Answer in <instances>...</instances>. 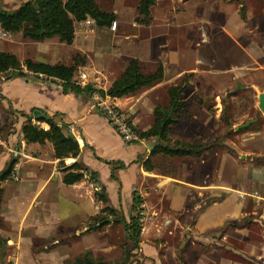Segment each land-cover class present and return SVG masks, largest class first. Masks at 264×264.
<instances>
[{"label": "rangeland", "instance_id": "1", "mask_svg": "<svg viewBox=\"0 0 264 264\" xmlns=\"http://www.w3.org/2000/svg\"><path fill=\"white\" fill-rule=\"evenodd\" d=\"M29 1L32 0H0V7L12 12ZM204 1L206 2V7L202 13L203 7L200 4ZM196 2H199V0ZM102 3L111 9L108 0H102ZM116 3L120 12H122V22L132 25L133 19L136 21L138 18V11L135 12L136 9L132 10L126 7L125 3L134 7L139 6V3H136L135 0H125V2L121 0L120 3L118 1ZM241 6H244L245 9L241 10ZM194 7H197V9L194 12L193 18L196 19L200 16L199 20H195L197 25L194 29L190 27V25L194 24H189L185 29H182V26L188 23L178 26L179 28L181 27L180 29L171 24V28H167L163 32L168 34L166 36L167 39H165L167 44H177V49L180 46L186 49H193L189 60L193 57L195 61L200 59L201 62L196 67L197 73L185 75L173 86L185 87L182 98L186 104V108L179 111V123L171 129L170 137L172 146L175 142L186 144V142L192 141L190 145L200 146L201 150L207 148V159L203 163L200 159H175L160 155L156 156L151 161V164L156 168L157 173L161 175L169 173V175H175L184 181L212 182L216 184L229 183L234 189L240 188L242 191H245L247 196L251 197V195H255L252 198L256 200L248 199L250 197L246 200L239 199L238 195L240 193H236L235 191H216L214 192V197L195 195L194 201L190 200L188 204L190 212L182 215L187 204L180 197L178 193L180 190H175L169 199H164L165 209H169L170 199H172L171 209L174 215H169V219L167 220H161V216H155L151 224L147 222V217L141 213L142 218L139 224L143 227V232L147 229L145 236L148 235L151 227H153L152 229L157 234L165 228V231H161L163 234L159 235L161 236L159 238L164 239L162 241L168 245L169 251L173 250L172 248H175L177 245L180 264H187L185 263L184 253L190 247V242L195 241L192 236V230L197 222L194 219L195 215L192 213V207L200 210L199 208H204L207 204H211L214 201L216 203L219 202L220 205L222 204L221 207L223 209L216 207V211L219 213H214V215L210 216L212 218H208V223L216 225L217 228L221 229V232L229 231L228 240L225 241L226 250L221 254L226 256L231 262L256 263V260H258L257 255L261 254L264 242V219L262 220L263 225L259 223L260 217H264V115L259 109V96L260 94H264V35L259 36L258 31H252L255 29L254 23L257 17L260 19V16H264V0H201ZM180 8L177 9V12L181 11ZM116 10V7H113L112 10L104 11L112 13ZM117 11L119 12V10ZM236 12L239 19L233 16V13L236 14ZM162 14V6L158 5L155 7L153 17L157 21L165 18L167 20V17L163 18L161 16ZM241 19L245 21L244 26ZM261 20H263L262 17ZM226 25L227 27H225ZM226 29H229L232 33L230 37H228ZM153 32L157 33L155 29ZM103 33L107 35V38H105ZM83 36H81L83 40L89 42L94 35H91V37ZM99 37L109 41L110 33L104 31ZM118 41L119 38L111 41V50L117 48ZM96 42L98 46H103V44H100L99 38H97ZM44 43L24 39L21 33L16 35L7 34L0 29V53L16 56L23 65L28 60L52 66L59 63L55 59L48 61L47 55L60 56L65 61L69 59L70 54L65 50L58 49V47L51 46L54 49H51V54L47 53V47L43 46ZM107 43L109 44V42ZM119 43L118 45L120 46ZM166 57L168 56L165 55ZM97 68H100V66H97ZM158 68L157 64H149L145 70L147 74H154L153 72H156ZM82 72V70H78L76 74L80 77V80L81 77L83 80L84 74H81ZM10 76L11 73L1 75L0 83L7 81ZM83 84H87L85 80H83ZM170 89L163 91L161 95L160 92L157 93L156 97L159 100L157 105L162 110L169 108ZM6 90L9 96L16 97L17 99V95L13 96L11 94V92H15L14 88H6ZM1 98L3 97L0 94ZM1 100L0 125L5 126L6 118L11 120L12 117L7 113L9 109L8 104L4 99ZM147 102H150V99ZM149 104L152 105L151 103ZM17 105L21 107V104L18 103ZM142 109L148 110V107L144 104ZM34 115H32V118ZM17 116H15L16 119ZM18 119L20 121L21 117L18 116ZM254 120H256L255 123L248 130L236 132V127ZM33 122H35V119ZM17 126H15V134L18 133ZM148 126H154L153 119L142 121L141 126L135 128V130L137 129L136 131L141 133L143 132L142 127ZM65 132L70 133L69 130H65ZM0 137L4 141L3 136ZM3 149L5 148H0L1 155H4L6 152V149ZM121 151L120 147L117 148V155H120ZM47 154L48 150H45L44 155ZM3 157H5L6 163L4 169L1 170L2 172L8 169L12 161L18 162V157L13 153L10 156L5 154ZM86 159L87 161H91L87 157ZM69 161L73 163L72 160ZM179 164L181 167H179ZM16 177L17 175H12L9 181L0 182V229L2 231L15 230L14 228H16L20 218L21 220L18 225L25 229V237L27 235H34L35 231L39 232L38 229L43 227L40 224L43 220L48 221L51 218L50 221L56 225L59 223L64 225V221H68V228L66 226L59 228L61 233L57 236V239L60 240L59 249L54 250L52 247L49 250H44L45 244H43L42 246L40 245L41 249L35 248L32 251L30 256L32 257L34 254L37 257L36 264H75L76 260L83 258L86 253H89L95 260H103L107 264H151L143 256L140 249L134 251L129 256L128 252L132 251L134 243L130 240L125 227L116 223L114 224L113 219L108 220L111 223L110 225H100L98 229H95L97 220L95 218H86L83 220L84 226L90 230L89 233L92 231H95V233L93 235L92 233L89 234L88 237H86L87 235H76L75 231L81 226L83 219L76 216H82L84 211L90 213L96 211L95 206L89 202L85 203L84 211L76 213V210L64 206L63 193L60 195L56 193V197L60 199L58 202L60 211L56 210L58 206H51L50 202L46 200L47 197H43L41 203H44V206L50 207L49 210L53 215L43 218L42 221L35 216L33 217L34 219L29 221L30 218L24 216L27 213L26 211H28L25 205L29 203L35 191H28L26 183L22 191L24 192L22 194L24 202L22 204L19 202V206L16 203L17 208L12 206V202L16 200L14 198L15 191L19 187V184L22 183L16 182ZM259 177L260 180L256 182V179ZM254 179L256 184H252ZM147 182L145 181V184ZM105 184H108L107 186L111 189L112 185L110 182H105ZM124 187L125 190L129 187L126 182H124ZM147 187L152 186L149 185ZM57 189L58 185L54 182L46 192V195ZM114 190V188L111 189V197H115ZM133 193L130 192L132 195ZM159 201L160 198H158L156 193L149 199V202H153L161 209L162 205ZM125 205L126 213L119 210L117 218L123 215L130 221V216H136L137 212L131 213L130 203L127 202ZM102 210H97L96 213L99 214L101 219L108 218V214L103 213ZM4 212L7 213L6 219L3 217ZM23 212L25 213L22 214ZM202 221L205 223L208 220L202 219ZM155 238L158 239L156 234L151 235V237L149 236L148 243L152 246H157L161 241H155ZM141 242H143V236L141 237ZM217 243L223 245V243ZM35 245L39 246L37 242H35ZM253 245L259 248L251 249ZM48 247H50L49 244ZM206 249L203 247L200 249L198 246L194 249L196 251L193 252L192 258L196 259L195 255L199 257L201 255L200 252H203L204 256L207 255L208 251ZM247 249L248 251H246ZM17 253L16 250L8 249V247H0V264H13V260L18 257ZM40 253H44V255L39 257ZM189 258H191V253L189 254Z\"/></svg>", "mask_w": 264, "mask_h": 264}, {"label": "crops", "instance_id": "2", "mask_svg": "<svg viewBox=\"0 0 264 264\" xmlns=\"http://www.w3.org/2000/svg\"><path fill=\"white\" fill-rule=\"evenodd\" d=\"M108 1L110 2L111 9L104 6L102 0H98V6L106 13L108 12L104 10H112L113 7H116V9L119 10V12L116 10L109 13L116 16V30H112V26L98 28L94 21L88 20L75 25L76 35L72 45L61 43L59 38L46 40L44 45H41L47 47L46 52L50 54L51 49H54V47H58V49L63 51L65 50L70 54L69 59H66L67 61L61 59L60 56L47 55V58H49L48 61L55 59L59 62L56 65L61 64L66 65L67 67H74L76 58L80 57L85 59L86 65L78 67L77 72L78 70L83 71L81 74H84L83 80L86 81V85L94 86L96 89L103 91H108L134 60H138L142 64L146 75H150V73L147 74L145 70L149 64H157L158 67L163 66L164 80L160 84L150 89L143 90L128 98L114 99V103L117 107L130 117L135 128L141 126L142 121L145 120L153 119L155 124V110L156 108H159L157 105V102L159 101L158 97H156L157 93L160 92L161 95L163 91L173 88V86H175V84L185 75H193V73H197L196 67L201 63L200 59L195 61L193 57L189 60L193 53V49H186L181 46L177 49V44H167L165 39H167L166 36L168 34L163 32L167 28L170 29L171 24L177 26L178 29L181 28L178 26H181L184 23L188 24L182 26V29L188 27L189 24H194L192 26L190 25V27L194 29L197 25L195 20L198 18L200 19V16L196 19L193 18L194 12L197 9V7L194 6L199 4L201 0H199V2H196L197 0H156L155 6L151 9L152 17L155 7L161 5L163 8V14L161 16L163 18L167 17V20L165 18L157 21L156 18L153 17L152 19L154 21L148 26L138 25L134 19L132 25L122 22V12H120V9L117 7L118 4L116 3V1L120 3L121 0ZM123 1L125 2V0ZM135 1L136 3H139V0ZM125 5L132 10L136 9L135 12L138 10V6H130L127 3H125ZM200 5L203 7V13L205 11L206 2L204 1ZM179 8L181 11L177 12V9ZM240 9L244 10L245 7L241 6ZM233 16L239 19L237 12L236 14L233 13ZM261 17L263 20H261ZM241 20L243 23L242 25L244 26L245 21L244 19ZM253 20L255 21L254 18ZM88 22H91L90 25L87 24ZM254 26L255 29L252 32H255L256 30L259 32V36L264 35V16H260V19L257 17ZM225 27H227V25ZM154 29L157 33L153 32ZM104 31L110 33L109 41L99 37ZM226 31L228 37H230L232 33L229 29H226ZM83 35L90 37L91 35L94 36L91 38V41L88 42L83 40L81 37ZM103 35L107 38L105 33H103ZM97 38H99V42L100 44H103V46H98L96 44ZM117 38H119L118 43L120 42V46L117 43V48L111 50L110 43L113 39ZM107 42H109V44ZM51 46L54 47L51 48ZM173 47H175V49H173ZM99 48L101 49L99 50ZM165 55L168 57L165 58ZM97 66H100V68H97ZM76 74L74 81L82 83V77L80 80V77ZM6 88H14L15 92H11V94H13V96L17 95V99L16 97L9 96ZM0 94L8 104V108H12L15 112H18V116L21 117L20 114H24L32 117L35 113L38 114V116H33V121L35 119V122L33 123L41 128L43 127L42 129L47 131L50 129L46 123L39 122L40 118L43 119L47 116L54 120L60 127L64 128L65 126V130H69L70 133L72 132L75 136L74 139H76L80 145V156L78 159H69L72 160L73 163L69 164V160H67L66 163L69 166L75 163H80L87 171L84 179L80 183L71 186L64 184L65 174L60 167V161L55 158L54 146L49 142L45 145L27 144L23 134V127L27 120L21 117L20 121L18 120L17 123L18 133L15 134L14 132L12 136L8 139H4V141L0 137V148L3 147L6 149H3L6 151H4V155L7 154V156H10L13 153L18 157V162L16 161L17 164L14 169L15 174L13 172V175H17L15 178L16 182L22 183H20L19 187L16 189L14 197L16 200H14L11 205L17 208L16 203L19 206V202L20 204L24 202V198L22 197L24 192L22 191L26 183L28 185V191H35L29 203L25 205L28 211H26L27 213L24 216L30 218L29 221L34 219L33 217L35 216L42 221L43 218H48L53 215L49 210L50 207L47 205L44 206V203H41L43 197H47L46 200L50 202L51 206H58L56 210H61L58 204L60 199L56 197V193L59 195L63 193L64 206L76 210V213L85 210L84 205L86 202L94 205L96 211L103 209V212L106 209V206L95 198V193L100 189V186L106 190L110 201L109 207L116 211L121 210L126 213L125 203L128 202L131 204V213H134V198L135 196L141 197L144 201L143 209H145L143 214L147 217V222L151 224L155 216H161V220H167L169 219V215H174L171 209L172 199H170L169 209L164 208V199H169L175 190H180L178 193L187 204L182 215H186L190 212L188 204L190 200L194 201L195 195L201 197H214V192L216 191H235L236 193H240L238 195L239 199L246 200L250 197L246 195L245 191H242L240 188L234 189L226 182L224 184H216L212 182H189L184 181L175 175L171 176L169 173L161 175L157 173L156 168H154L153 171H148L146 169V163L154 160L156 156L158 157L162 155L153 154V152L161 145L160 141L152 138L151 142V139L142 140L140 137L141 133H147L153 128V126L142 127L143 132L141 133L136 131V129L135 132L140 141L133 144H126L122 136L116 132L105 114L100 110L99 105L103 98L99 95H95L92 98H81L72 93H64V87L61 81L32 74L26 78H8L7 81L1 82ZM148 99H150V102H147ZM18 103L21 104V107H18ZM144 104L148 107V110L142 109ZM186 144H192V141L186 142ZM119 147L122 151L120 155H117L116 149ZM45 150H48L47 155H44ZM202 150L204 151L201 153L200 157L170 158L200 159L204 163L207 159V148H203ZM4 155L0 154V173L2 172L1 170L4 169L6 163L5 157H3ZM86 157L91 161H87ZM151 166L154 167L152 164ZM179 167H181L180 164ZM256 180V182H258L260 177ZM145 181H148L147 184H145ZM54 182L57 183L58 189L54 190V192L52 191L53 194L52 192H49L48 195H46V192ZM105 182L111 183V189H115V197H111V189L107 186L108 184H105ZM124 182L129 186L127 187V190H125ZM256 182L254 179L252 184H256ZM149 185L152 187H147ZM130 192H134L133 195L130 194ZM155 193L158 198H160L159 202L162 205L161 209L153 202H149L150 197ZM252 197H255V195H251L248 199L256 200ZM221 205L219 202L216 203L214 201L211 204H207L204 208H199L200 210L192 207V213L195 215L194 219L197 220L194 229L192 230V236L195 241L190 242V247H188L184 253L185 263L248 264L246 262H231L226 256L221 254L226 250L225 241L228 240L229 231L221 232V229L217 228L216 225L208 223V218H212L210 216L214 215V213H219L216 211V207H221ZM221 209L223 208L221 207ZM53 210L55 209L53 208ZM96 211L92 213L84 211L82 216H76L77 218H83L81 226L75 231L76 235H87L86 237H88L89 234L92 233L93 235L95 233V231L89 233L90 230L84 226L83 220L86 218L96 219L99 217V214H97ZM24 213L25 212L22 214ZM132 216L134 215H131L130 219ZM3 217L6 219L7 213L4 212ZM50 219H48V221L43 220V222H40L43 227L38 229L39 232L35 231L34 235H27L26 237L24 235L25 229L18 225L21 218L19 219L16 228H14L15 230H6V232H4L0 229V236L7 242L6 247L18 252V257L13 260V264H36L37 257H35L34 254L31 257L30 254L35 248H38V250L41 249L42 247H40V245L42 246L45 244L43 247L44 250H49L52 247L54 250L60 248V240L57 239V236L61 234L59 228L61 226H66V228H68V221L65 220L64 225L61 223L56 225L55 223H52ZM202 219L208 221H205L204 223ZM263 219L264 217H260L259 223L262 225ZM99 227L100 224L97 221V225L94 228L98 229ZM152 228L153 227L149 229L148 235L145 236V231H147V229L143 232L142 227L141 237L143 236V242H141L139 249L142 251L143 256L147 258L151 264H180L181 261L177 254V245L175 248H172L173 250L169 251L168 245L164 244L162 241L164 239L159 238L161 237L159 235L163 234L161 231H165V228L162 229L160 233L158 232V234ZM154 234L158 236V239L155 238V241H161L157 246H152L148 243L149 236L151 237V235ZM35 242L39 244L38 247L35 245ZM217 242L223 243V245H219ZM48 244L50 247H48ZM198 246L200 249L201 247L207 248L206 251H208V254L204 256V253L200 252L201 255H199V257L195 255L196 259H193V252L196 251L194 249ZM255 246L256 245H253L251 249L259 248ZM246 251H248V249ZM190 253L191 258H189ZM240 253H242V251H240ZM43 255L44 253H40L39 257H42ZM257 258L258 260H256V263L249 264H262V262L264 264V242L262 244L261 254H258Z\"/></svg>", "mask_w": 264, "mask_h": 264}, {"label": "trees", "instance_id": "3", "mask_svg": "<svg viewBox=\"0 0 264 264\" xmlns=\"http://www.w3.org/2000/svg\"><path fill=\"white\" fill-rule=\"evenodd\" d=\"M156 0H139L138 18L136 23L148 26L152 22L151 9L155 6ZM92 20L98 28L111 27L116 22V16L103 12L98 6V0H32L23 4L19 9L9 12L0 7V29L7 34H22L24 39L42 43L46 40L59 38L61 43L72 45L75 40L77 23ZM86 65V60L80 57L75 59L74 67L65 65L40 64L28 60L24 65L19 59L8 53H0V76L11 73V79L26 78L29 75L44 76L59 80L63 83L64 93H72L81 98H92L99 95L101 98L110 97L113 99H123L134 96L139 92L150 89L164 80V68L159 66L154 74L146 75L142 64L138 60L132 61L121 77L113 84L108 91L96 89L94 86L77 83L74 81L78 67ZM185 87H173L169 90L170 106L167 110L158 108L156 110V121L153 128L147 133L140 134L142 140L157 139L161 145L153 154H162L169 157H200L204 150L200 146L175 142L172 146L171 129L179 123V111L186 108L183 101ZM3 99V98H2ZM2 101L0 99V105ZM12 118L5 120L6 125H0V136L8 139L15 132L18 123V112L12 108L7 112ZM27 120L23 127L25 141L29 145H45L47 142L54 146L55 158L60 161V167L65 174L64 184L76 185L80 183L87 172L80 163L69 166L66 162L69 159H78L80 156V145L76 139H71L65 132V126L60 127L54 120L45 116L39 122L46 123L50 129L44 130L33 123V118L20 114ZM17 116V119L15 118ZM1 154V153H0ZM69 163L71 161H68ZM16 161H12L6 171L0 173V182L8 181L14 172ZM146 169L153 171L151 162L146 163ZM95 198L106 206L103 211L108 214V218L96 220L100 225H110L108 220L113 219V223L123 225L126 232L134 243L130 256L139 250L141 244L142 226L140 223L141 213H143L144 201L141 197L134 198V212L128 221L123 215L117 218L118 211L109 207L110 201L106 190L100 186L96 191ZM116 219V220H115ZM7 242L0 236V247L5 248ZM128 256V259H129ZM75 264H107L103 260H95L89 253L83 258L76 260Z\"/></svg>", "mask_w": 264, "mask_h": 264}, {"label": "built area", "instance_id": "4", "mask_svg": "<svg viewBox=\"0 0 264 264\" xmlns=\"http://www.w3.org/2000/svg\"><path fill=\"white\" fill-rule=\"evenodd\" d=\"M91 22L87 24L90 25ZM112 30H116V23L112 25ZM114 99L106 97L99 105L100 110L105 114L110 124L120 134L126 144H133L139 142L140 139L135 132L130 117L121 111L114 103Z\"/></svg>", "mask_w": 264, "mask_h": 264}, {"label": "water", "instance_id": "5", "mask_svg": "<svg viewBox=\"0 0 264 264\" xmlns=\"http://www.w3.org/2000/svg\"><path fill=\"white\" fill-rule=\"evenodd\" d=\"M259 109L261 110V112L264 115V94H260V96H259ZM35 115L38 116V114H36V113H35ZM253 123H255V120L250 121V122H248L242 126L236 127L235 130H236V132H242L244 130H248ZM68 137L71 139L75 138L74 134H72V133H69Z\"/></svg>", "mask_w": 264, "mask_h": 264}, {"label": "flooded vegetation", "instance_id": "6", "mask_svg": "<svg viewBox=\"0 0 264 264\" xmlns=\"http://www.w3.org/2000/svg\"><path fill=\"white\" fill-rule=\"evenodd\" d=\"M256 121V120H255Z\"/></svg>", "mask_w": 264, "mask_h": 264}]
</instances>
